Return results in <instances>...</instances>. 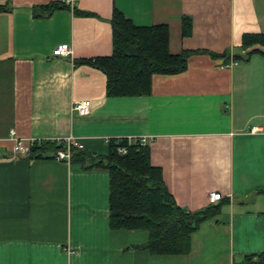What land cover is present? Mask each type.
<instances>
[{"label": "crops", "instance_id": "1", "mask_svg": "<svg viewBox=\"0 0 264 264\" xmlns=\"http://www.w3.org/2000/svg\"><path fill=\"white\" fill-rule=\"evenodd\" d=\"M67 1L0 0V264H241L264 254V47L242 48L245 35L264 34V0ZM114 10L136 26H168L170 52H193L187 70L153 75L147 95L108 97L106 75L82 62L112 54ZM61 45L72 54L53 56ZM81 101L87 116L73 110ZM11 131L51 143L72 135L92 158L108 155L106 138L145 137L178 207L219 209L188 254L152 255L147 231L110 227L105 169L15 154ZM212 192L222 199L210 204Z\"/></svg>", "mask_w": 264, "mask_h": 264}, {"label": "trees", "instance_id": "2", "mask_svg": "<svg viewBox=\"0 0 264 264\" xmlns=\"http://www.w3.org/2000/svg\"><path fill=\"white\" fill-rule=\"evenodd\" d=\"M60 7H64V4L44 8ZM111 23L112 54L82 62L106 75L108 97L147 95L151 91L153 75H176L187 70L188 58L193 52L178 55L170 52L168 26H136L118 10H114ZM191 25L189 18L184 19L183 36L190 34ZM255 45L264 47V34L243 37L244 50ZM208 54L212 58L226 57V53ZM233 59L236 63L242 57L235 55ZM60 147L55 143L43 142L32 148L29 157L46 158L49 157L48 153ZM117 147H125L127 153L119 155ZM108 148V155L98 158L74 149L71 163L82 164L85 169L103 168L109 173L110 227L114 230L147 231L149 239L143 248L148 249L152 255L188 254L191 234L202 222L217 214L219 205L193 213L178 207L164 185L161 169L150 163L147 144L141 146L130 143L126 138L112 139ZM241 264H264V254L247 255Z\"/></svg>", "mask_w": 264, "mask_h": 264}, {"label": "built area", "instance_id": "3", "mask_svg": "<svg viewBox=\"0 0 264 264\" xmlns=\"http://www.w3.org/2000/svg\"><path fill=\"white\" fill-rule=\"evenodd\" d=\"M68 3H72L71 0L67 1ZM72 54L70 46L67 45H61L58 46L54 51H53V56L56 57H66ZM73 110L77 115L79 116H87L90 113V105L87 101H81L77 102L73 106ZM11 135L14 137V146H13V152L15 154H22V155H27L31 153V150L34 146L40 145L43 142L41 141H36V140H22L15 138V133L11 131ZM112 139L106 138L104 139L105 144H109ZM130 143H137L141 146H145L147 144V138L142 137V138H135V139H128ZM52 143H55L60 147V149L56 150L55 152L48 153L49 157L60 161V162H65V163H71L72 155H73V150H83V145L80 143V141L73 137L72 135H68L66 137L58 138L56 140H53ZM116 152L119 155H125L127 153V149L125 147H117ZM222 199V195L217 192H212L208 195V201L210 204H214L218 202L219 200Z\"/></svg>", "mask_w": 264, "mask_h": 264}]
</instances>
